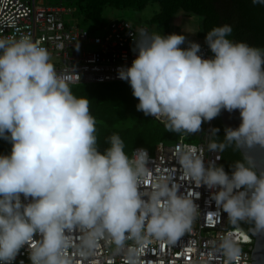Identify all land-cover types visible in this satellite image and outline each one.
I'll use <instances>...</instances> for the list:
<instances>
[{
  "label": "clouds",
  "instance_id": "9594fccd",
  "mask_svg": "<svg viewBox=\"0 0 264 264\" xmlns=\"http://www.w3.org/2000/svg\"><path fill=\"white\" fill-rule=\"evenodd\" d=\"M231 33L227 24L208 31L205 44L213 55L202 58L200 44L183 34L141 28L136 58L118 69L137 111L162 120L168 132L191 135L222 110H239V126L225 128L224 140H211L208 151L264 148V49L233 42L226 38ZM96 125L89 99L73 94L40 41L0 36V139L11 143L10 154L0 155V264H13L29 244L30 264H71L69 233L77 228L88 249L105 236L117 247L126 239L174 244L192 229L199 212L192 194L161 178L145 198L147 150L137 148L129 157L113 134L101 152ZM177 163L197 188L213 190L211 198L231 224L264 232V172L257 173L250 157L236 161L229 174L214 162L206 167L202 150L190 145L178 152ZM21 194L31 201L22 203ZM221 247L230 264L239 260L233 241Z\"/></svg>",
  "mask_w": 264,
  "mask_h": 264
},
{
  "label": "built area",
  "instance_id": "2783aa9c",
  "mask_svg": "<svg viewBox=\"0 0 264 264\" xmlns=\"http://www.w3.org/2000/svg\"><path fill=\"white\" fill-rule=\"evenodd\" d=\"M72 7L65 0L55 3L42 0H0V36H19L28 34L34 41H40L50 55L56 71L68 77L70 88L82 83H100L124 81L118 78V69L131 66L136 58L134 39L145 25H134L126 19H112L103 36L93 31L68 24L65 16L72 14ZM202 58H211L208 46L201 42ZM187 48V42L180 46ZM156 119V118H155ZM162 122V120L157 119ZM212 121L204 122L202 138L194 143L180 134L175 142H159L148 152L146 174L141 179V191L147 198L152 192L154 182L167 178L180 187L184 195L192 194L198 206L192 229L186 232L176 243L166 240L149 239L141 244L133 239H126L122 247H117L105 236L96 241L93 248H83V233L77 228L70 233L72 246L67 249L71 264H230L221 247L225 239H230L240 249L238 261L231 264H251V251L254 238L247 229L252 228L231 224L227 214L219 211L211 198V191L206 186L199 188L184 176L183 169L177 163L181 149L194 145L202 150L205 166L209 162H220L216 156L220 152H209L208 144L212 140ZM22 203L27 200L21 194ZM34 236V240H39ZM25 245L13 264H30Z\"/></svg>",
  "mask_w": 264,
  "mask_h": 264
},
{
  "label": "trees",
  "instance_id": "16d2710c",
  "mask_svg": "<svg viewBox=\"0 0 264 264\" xmlns=\"http://www.w3.org/2000/svg\"><path fill=\"white\" fill-rule=\"evenodd\" d=\"M58 0H55V3ZM72 8L80 13L84 20L95 26L103 23L102 13L106 6L116 9H142L148 4L156 3L158 10L151 21L168 28L170 20L179 11L186 15L195 14L201 18L199 36L205 39L208 31L214 27L230 25L232 33L227 39L233 42H245L249 46L264 49V5L253 4L252 0H65ZM115 19V18H114ZM122 19V18H116ZM77 97L89 99L91 114L97 121L96 136L98 150L103 152L109 147L108 138L118 134L124 142L125 153L130 156L135 147H148L152 142H175L180 134L165 130L164 124H146L142 121V112L137 111L138 100L132 95V89L127 81H112L100 83H82L71 87ZM151 117V116H150ZM152 118V117H151ZM154 119V118H153ZM204 123L201 131L186 135L185 139L199 142L202 138ZM227 128L221 121L220 114L212 121V140L223 141L224 130ZM195 143V142H194ZM11 143L0 139V155H8ZM239 148L233 146L220 152V166L231 174L232 165L236 161H244ZM241 226L253 225L245 222Z\"/></svg>",
  "mask_w": 264,
  "mask_h": 264
},
{
  "label": "rangeland",
  "instance_id": "374dc122",
  "mask_svg": "<svg viewBox=\"0 0 264 264\" xmlns=\"http://www.w3.org/2000/svg\"><path fill=\"white\" fill-rule=\"evenodd\" d=\"M39 1V0H36ZM44 3L46 2H54L55 0H42ZM72 14L65 16V20L68 24H77L79 27L86 28L87 30H91L94 34L98 36H103L107 29L108 23L110 20L114 18H123L130 21L134 25H145L148 28L149 33H160L161 35H169L172 33L175 34H183L186 36V41L192 42H201L204 43L205 39L199 36V23L201 22V18L195 14L186 15L183 11L177 12L172 19L170 20L169 26L165 29L162 25L157 24L151 21V17L158 10V6L156 3L148 4L142 9L135 8H125V9H116L111 6H106L102 13L103 23L101 25L95 26L90 21H86L83 19L82 15L76 11L75 8H72ZM142 121L149 125H154L158 120L153 119L150 116H145L142 113ZM158 123L164 124V122L158 121ZM159 142H167L157 141L152 142V145L145 147L149 150H153L155 145ZM197 143V141H193ZM220 166V162L217 164Z\"/></svg>",
  "mask_w": 264,
  "mask_h": 264
},
{
  "label": "water",
  "instance_id": "95a60500",
  "mask_svg": "<svg viewBox=\"0 0 264 264\" xmlns=\"http://www.w3.org/2000/svg\"><path fill=\"white\" fill-rule=\"evenodd\" d=\"M220 118L227 128H236L241 122L239 110H233L232 112L222 110ZM239 150L244 158L246 156L251 158L258 174L264 172V148H261L258 145L251 148L240 146ZM247 230L251 232L254 238V246L251 251V264H264V232L254 233L253 227L248 228Z\"/></svg>",
  "mask_w": 264,
  "mask_h": 264
}]
</instances>
